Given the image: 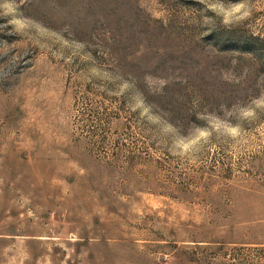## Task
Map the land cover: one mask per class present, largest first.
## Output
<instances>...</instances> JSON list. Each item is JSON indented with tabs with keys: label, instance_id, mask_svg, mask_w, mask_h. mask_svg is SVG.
<instances>
[{
	"label": "rangeland",
	"instance_id": "rangeland-1",
	"mask_svg": "<svg viewBox=\"0 0 264 264\" xmlns=\"http://www.w3.org/2000/svg\"><path fill=\"white\" fill-rule=\"evenodd\" d=\"M0 264H264V0H0Z\"/></svg>",
	"mask_w": 264,
	"mask_h": 264
},
{
	"label": "clouds",
	"instance_id": "clouds-1",
	"mask_svg": "<svg viewBox=\"0 0 264 264\" xmlns=\"http://www.w3.org/2000/svg\"><path fill=\"white\" fill-rule=\"evenodd\" d=\"M241 8H243V5H241ZM242 16H237L236 19H241ZM232 21L228 20V19H225L224 23L225 24H228V23H231Z\"/></svg>",
	"mask_w": 264,
	"mask_h": 264
}]
</instances>
